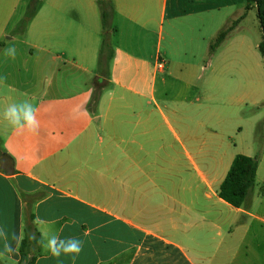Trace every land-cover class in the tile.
Wrapping results in <instances>:
<instances>
[{
  "label": "crops",
  "instance_id": "0c3cea01",
  "mask_svg": "<svg viewBox=\"0 0 264 264\" xmlns=\"http://www.w3.org/2000/svg\"><path fill=\"white\" fill-rule=\"evenodd\" d=\"M98 1L44 0L12 34L30 0L9 17L0 0V113L28 100L40 120L37 134L18 133L0 115V225L24 237L30 198L40 239L84 241L75 264H264V152L246 206L224 202L220 187L234 159L255 157L254 146L222 116L220 134L212 132L194 103L205 95L231 110L232 102H264V76L239 95L232 88V45L225 48L256 9L246 11L247 0H108L114 58L93 114ZM226 27L229 35L211 54ZM10 42L15 59L3 55ZM208 69L206 88L199 72ZM171 80L196 90L195 101L182 103L192 107L191 118L161 109ZM256 125L247 119L248 136ZM233 136L241 147L224 143ZM19 250L5 252L0 240V264H18ZM34 250L35 264H72L41 245Z\"/></svg>",
  "mask_w": 264,
  "mask_h": 264
},
{
  "label": "rangeland",
  "instance_id": "374dc122",
  "mask_svg": "<svg viewBox=\"0 0 264 264\" xmlns=\"http://www.w3.org/2000/svg\"><path fill=\"white\" fill-rule=\"evenodd\" d=\"M21 0H2L7 6L6 11L2 13L9 17L13 9ZM27 8L25 11V16L27 13ZM24 16V18H25ZM22 18V19H24ZM26 26V25H25ZM24 26V27H25ZM21 29H23V24L19 22L16 29L12 34H18ZM262 42V31L257 18L256 11L251 12L249 17L242 22L240 28L235 30L232 33V39L227 43L228 48L232 45V88L236 89L237 94L239 95L242 90H244L247 85H249L253 80L264 76V57L260 53L259 45ZM209 58L206 56L203 60L202 66L208 67ZM199 76H203L201 84H206L207 80L212 76V72L208 69L199 72ZM199 85V84H198ZM184 86L179 81L171 80L170 85H168L167 90L165 91V98L168 101V105L160 103L161 109L169 117L174 114H178L181 117H192V107L186 106L184 98H187L186 103L195 101L197 96L195 91H186L183 89ZM199 105V109L209 117V120L213 123H209L212 127V132L220 134V127H218V116L221 118L224 117V120L232 123V128L243 127L245 132L242 135L243 140L250 142L254 146L255 156L259 155V161L262 159L263 152L260 153V148L257 143V139L261 137L264 139V127L262 131L258 130V127L263 124L264 126V102L253 104L251 98L249 101L245 100L240 105L232 102V110L223 106L215 101L209 100L207 95L198 102H194ZM212 113L217 115L215 120L210 116ZM226 118V119H225ZM254 118L257 121L256 130L248 136L247 130V119ZM190 124V123H189ZM194 125V124H191ZM174 128L177 130V126L173 123ZM259 131V133H258ZM224 143H232V145L240 146V140L233 136L232 140L226 139ZM223 144V142H222ZM241 147V146H240Z\"/></svg>",
  "mask_w": 264,
  "mask_h": 264
},
{
  "label": "trees",
  "instance_id": "16d2710c",
  "mask_svg": "<svg viewBox=\"0 0 264 264\" xmlns=\"http://www.w3.org/2000/svg\"><path fill=\"white\" fill-rule=\"evenodd\" d=\"M43 1L44 0H30L26 16L21 22L23 28L31 20L38 5ZM98 6L102 22V43L98 59V77L94 81L93 94L87 107L93 114L96 113L104 91L107 90L110 85V66L114 58V50L111 43V37L114 31L112 27L114 9L111 2L108 0H99ZM252 9H256L257 18L262 31V42L259 45V50L264 57V0H247L246 11ZM231 29V27H226L218 34L210 45L211 54L222 45ZM263 127V124L260 125L258 130L262 131ZM257 143L260 148V153H262L264 151V139L262 137L257 139ZM258 165L259 155L253 158L242 155L237 156L232 163L226 179L220 187V199L236 209L245 207L255 186ZM24 203H26L28 209L25 212V236L20 245V261L18 264H35L38 255L34 249L40 244L35 240H30L29 236L34 233L37 240H39L40 234L34 227L35 217L31 211L32 202L30 198H24Z\"/></svg>",
  "mask_w": 264,
  "mask_h": 264
},
{
  "label": "clouds",
  "instance_id": "9594fccd",
  "mask_svg": "<svg viewBox=\"0 0 264 264\" xmlns=\"http://www.w3.org/2000/svg\"><path fill=\"white\" fill-rule=\"evenodd\" d=\"M2 51L6 58H16L17 49L11 42ZM37 113V107L30 101L24 100L8 104L0 115L16 132L37 134L40 129V120L37 118ZM37 223H43V221L37 220ZM23 239L22 234H17L16 232L9 233L5 226L0 225V240L3 241L5 252L18 254L19 246ZM29 239L35 240L40 244L50 253L51 257L57 260H60L62 257L69 258L72 264H75L84 250V241L76 236L62 237L52 234L47 236L45 241L43 236L37 240L36 235L33 233L29 236Z\"/></svg>",
  "mask_w": 264,
  "mask_h": 264
},
{
  "label": "built area",
  "instance_id": "2783aa9c",
  "mask_svg": "<svg viewBox=\"0 0 264 264\" xmlns=\"http://www.w3.org/2000/svg\"><path fill=\"white\" fill-rule=\"evenodd\" d=\"M158 68H159V69H163V64L160 63V64L158 65Z\"/></svg>",
  "mask_w": 264,
  "mask_h": 264
}]
</instances>
